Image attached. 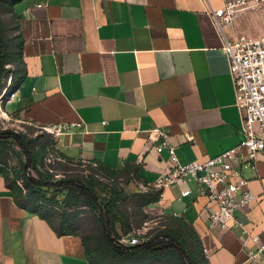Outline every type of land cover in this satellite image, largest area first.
<instances>
[{
    "label": "crops",
    "instance_id": "1",
    "mask_svg": "<svg viewBox=\"0 0 264 264\" xmlns=\"http://www.w3.org/2000/svg\"><path fill=\"white\" fill-rule=\"evenodd\" d=\"M226 1L0 0L13 53L0 93L7 87L18 97L0 109L47 133L62 159L97 163L126 177L115 209L118 234L163 211L193 230L208 250L205 264H252L242 238L251 233L264 240V149L256 152V170L241 169L257 198L237 207L223 229L208 226L213 202L196 192L181 197L195 182L154 186L171 168L168 145L186 163L243 138L222 46L224 37L263 33L264 7L236 13L220 31L212 10ZM56 125L65 129L45 130ZM154 128L163 135L151 133ZM5 169L0 163V264H91L77 229L57 234L13 200ZM196 253L203 259L201 249Z\"/></svg>",
    "mask_w": 264,
    "mask_h": 264
},
{
    "label": "trees",
    "instance_id": "2",
    "mask_svg": "<svg viewBox=\"0 0 264 264\" xmlns=\"http://www.w3.org/2000/svg\"><path fill=\"white\" fill-rule=\"evenodd\" d=\"M10 48L6 25L0 18V88L10 73L7 67L13 57ZM36 141L30 133L0 127V163L6 166L3 172L6 187L19 206L45 218L57 234H64L66 227H73V216H69L68 209H89L97 218V231L92 236L82 237V242L91 264H149L154 258L180 261L181 264L206 263L203 247L193 230L169 218L157 225L146 243L131 247L118 245L115 209L123 194L115 183L119 172L105 171L97 163H83L90 168L89 174L55 178L45 161L50 153L60 156L50 140L46 139L38 148ZM9 152L18 157V169L8 167L5 157ZM60 159L56 162L62 165L82 164ZM104 210L108 216V230L104 225ZM199 249L203 259L197 256Z\"/></svg>",
    "mask_w": 264,
    "mask_h": 264
},
{
    "label": "built area",
    "instance_id": "3",
    "mask_svg": "<svg viewBox=\"0 0 264 264\" xmlns=\"http://www.w3.org/2000/svg\"><path fill=\"white\" fill-rule=\"evenodd\" d=\"M263 7L264 0H227L222 8L212 10V17L216 27L222 31L223 24L230 22L236 13ZM222 50L227 58L235 104L241 113L243 138L234 147L204 161L192 160L186 163L179 160L175 147L168 145L171 168L155 181L154 186L163 190L175 182H195L194 188L181 190V197L196 192L197 195H203L213 202L216 208L209 212L208 226L219 224L223 229L233 220L237 207L246 206L257 198L256 193L249 188L248 180L242 175L241 169L248 167L256 170V152L264 149V32L258 37L241 34L233 41L224 37ZM16 98V92L8 91L7 87L0 93V103L11 102ZM64 129L65 127L60 125L45 127V130L53 135L61 133ZM151 133L163 135L158 128L152 129ZM165 144L166 141H163L157 145L156 151L161 152ZM243 148L244 154L241 153ZM48 156V161L50 158L61 160L52 153ZM239 158L241 164L235 165L234 161ZM262 196L264 197V191ZM171 216L177 217L178 213L173 212ZM166 217L161 211L158 218L146 220L141 227L119 233L116 243L124 247L146 243L154 234V224H159V218L162 222L165 221ZM242 244L247 247V259L252 264H264V240L259 235L246 233ZM203 254L206 257L208 255L205 247Z\"/></svg>",
    "mask_w": 264,
    "mask_h": 264
},
{
    "label": "rangeland",
    "instance_id": "4",
    "mask_svg": "<svg viewBox=\"0 0 264 264\" xmlns=\"http://www.w3.org/2000/svg\"><path fill=\"white\" fill-rule=\"evenodd\" d=\"M3 102V101H2ZM2 102L0 103V108L2 109ZM10 108V106L8 107ZM0 109V127L1 128H11L15 131H24L27 133H30L32 136L37 138V141L35 143V147L38 148L43 141L49 138L47 133L40 132V130L36 127L29 126L27 123H20L13 119H11L9 116H6L5 114L1 113ZM17 149V148H16ZM49 157V156H47ZM7 165L11 169H18L19 167V161L18 157L13 152H9L6 155ZM46 167H48L51 172L53 173V177L60 178L63 175H67L69 177H76L81 175H87L90 172V168L85 164H58L56 160L53 158H50V161L46 158ZM115 183L119 186L124 188V185L126 183V177H121L118 179H115ZM69 216H73L71 223L73 224V227L77 229V231L82 234L83 236H92L96 233L97 228V218L96 216L89 210V209H81V210H67ZM151 219V218H150ZM154 229H156L157 225L154 224ZM154 264H181L180 261H174L172 262L169 259H158L154 258Z\"/></svg>",
    "mask_w": 264,
    "mask_h": 264
},
{
    "label": "water",
    "instance_id": "5",
    "mask_svg": "<svg viewBox=\"0 0 264 264\" xmlns=\"http://www.w3.org/2000/svg\"><path fill=\"white\" fill-rule=\"evenodd\" d=\"M103 213H104V225H105V228L108 230V227H109V224H108V216H107V214H106V211L104 210L103 211Z\"/></svg>",
    "mask_w": 264,
    "mask_h": 264
}]
</instances>
